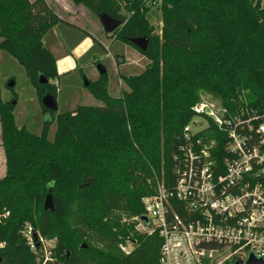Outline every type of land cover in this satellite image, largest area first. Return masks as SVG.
Returning a JSON list of instances; mask_svg holds the SVG:
<instances>
[{"label": "trees", "instance_id": "16d2710c", "mask_svg": "<svg viewBox=\"0 0 264 264\" xmlns=\"http://www.w3.org/2000/svg\"><path fill=\"white\" fill-rule=\"evenodd\" d=\"M72 2L98 18L119 20L113 37L149 64L138 76L122 77L127 90L119 98L109 94L107 73L90 82L87 89L101 106H79L54 117L42 105L40 135L18 128L13 104L0 100L6 160L0 210L10 212L0 225V241L6 243L0 264H41L24 236L28 225L41 237L56 239V262L48 264H156L160 238L138 232L133 219L143 217L142 201L156 192L157 181L173 182L175 170L184 169L189 142L183 134L197 116L201 94H215L226 110L221 127L211 121L195 135L204 144L217 136L210 150L216 170H225L226 160L235 157L230 132L248 150L264 151V0ZM152 7L159 9V34L148 16ZM63 24L76 29L45 0H0V51L24 68L40 103L46 93L56 99L54 82L67 75L59 74L43 42ZM144 37L145 52L130 42ZM80 74L86 78L81 69ZM40 75L46 85L39 84ZM256 181L264 186V177ZM48 194L53 212L44 209ZM127 241L130 254L121 249Z\"/></svg>", "mask_w": 264, "mask_h": 264}, {"label": "built area", "instance_id": "2783aa9c", "mask_svg": "<svg viewBox=\"0 0 264 264\" xmlns=\"http://www.w3.org/2000/svg\"><path fill=\"white\" fill-rule=\"evenodd\" d=\"M194 113L221 127L226 110L208 113L206 107L195 106ZM194 127L193 119L183 134L189 142L184 169L175 170L173 182L157 181L156 192L142 201L149 225L135 218L136 229L160 238L156 264H235L245 263L251 255L264 260V186L256 181L264 177V151L248 150L244 140L230 132L229 151L235 157L226 160L225 170H216ZM9 218L8 210H0V225ZM33 232L30 226L24 230L31 251L38 254L40 248L47 254L43 264L52 263L54 245L48 251L45 244L53 241L38 233L35 239ZM5 247L0 241V250ZM121 249L126 254L132 251Z\"/></svg>", "mask_w": 264, "mask_h": 264}, {"label": "rangeland", "instance_id": "374dc122", "mask_svg": "<svg viewBox=\"0 0 264 264\" xmlns=\"http://www.w3.org/2000/svg\"><path fill=\"white\" fill-rule=\"evenodd\" d=\"M45 1L63 21L76 28L74 29L64 24L59 25L52 29L44 38V44L49 48L56 59L62 60L69 56H73V52H75L78 45L81 46L83 39H88V44L91 45L88 50H86L87 48L84 46L81 47L79 53L76 52L78 58L74 59L75 66L72 69H65L63 75H67L63 76L59 82H54L56 86V103L58 106V110L55 112L56 114L54 117L60 113L73 112L79 106L95 107L102 105V103L84 86V78H82L80 74L81 69L88 82L98 80L100 74L97 71L95 59L107 70L109 94L114 98H119L122 92L127 90V86L122 80L123 76H138L147 68L149 61L138 50L124 44L122 41L116 40L113 34H107L99 18L85 7L74 5L72 0ZM158 10V7H152L148 15L155 28L156 34H159L161 29ZM86 35L89 37H86ZM77 69L79 70L77 71ZM10 81H14L15 83L13 88H9L8 86ZM0 100L3 103L10 102L13 104L14 119L18 128L25 127L35 135L41 134L45 120L42 102L40 103L37 92L30 84L24 68L15 59L1 51ZM197 106L202 108L206 107L208 113H211V111L215 113L222 108L221 100L210 92L201 94V102L196 104V107ZM209 117L215 121L216 117ZM194 120L195 127L193 130L197 132L206 128L209 122H211V119H208V122L201 116H195ZM55 130L56 126L52 125L49 133L50 140L53 139ZM216 139L217 136L211 140L210 143L205 144V149L207 148L209 150V154L210 150L218 144ZM209 156L210 155H208V157ZM5 173L6 160L2 146L0 127V178H2ZM137 226L138 223L135 229ZM28 227L29 225L26 226L24 230H27ZM140 230L141 231H137L141 233L142 229ZM131 235L132 234H130V236ZM48 241L53 242H47L49 245L47 243L45 244L46 249L49 251L51 250L50 246L54 245L52 248L53 250L55 244H57L56 239ZM122 244H124V242ZM125 247L127 250H132L133 248L132 243L129 241H127ZM37 255L39 256V261H42L41 264L45 263L47 254L40 251L39 248ZM53 262H56L55 259Z\"/></svg>", "mask_w": 264, "mask_h": 264}, {"label": "water", "instance_id": "95a60500", "mask_svg": "<svg viewBox=\"0 0 264 264\" xmlns=\"http://www.w3.org/2000/svg\"><path fill=\"white\" fill-rule=\"evenodd\" d=\"M99 20H100V23H101L104 31L109 35L115 33L122 26V23L119 20L113 19L106 14L99 15ZM130 42L134 46H136L138 49L145 52L148 48L149 39L147 37L134 38V39H131ZM96 68H97V71L99 72L100 75H104L107 73L106 68L102 64H98ZM38 81H39V84H41V85H46L48 83V80L43 75L39 76ZM89 84H90V82H88L87 79L84 78V86L87 88L89 86ZM8 86H9V88H13L15 86L14 81H10ZM42 105L45 109H47L50 112H56L58 110L56 99L49 93H46L43 96ZM44 209L46 211H51V212L54 211V201H53L52 194L47 195L45 202H44ZM140 220L144 224L149 225V220L147 218L141 217ZM33 235H34V238L36 239L37 238V232L34 231ZM83 247H85V245H83ZM0 262H1V259H0ZM235 264H264V260L257 259L253 255H251L245 263L237 262Z\"/></svg>", "mask_w": 264, "mask_h": 264}, {"label": "crops", "instance_id": "0c3cea01", "mask_svg": "<svg viewBox=\"0 0 264 264\" xmlns=\"http://www.w3.org/2000/svg\"><path fill=\"white\" fill-rule=\"evenodd\" d=\"M87 40L88 39H83L82 40L81 46L78 45V47L75 49V52H73V54H72L73 56H69L67 58H64L65 60L64 59H62V60L56 59V61H57V68H58V72H59L60 75H63L65 69H67V68H71L72 69L75 66L74 59H77L78 58L77 57V55H78L77 53H79L81 47H83V46L86 47L87 48L86 50L90 49L91 45L88 44V41Z\"/></svg>", "mask_w": 264, "mask_h": 264}]
</instances>
